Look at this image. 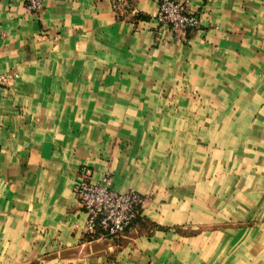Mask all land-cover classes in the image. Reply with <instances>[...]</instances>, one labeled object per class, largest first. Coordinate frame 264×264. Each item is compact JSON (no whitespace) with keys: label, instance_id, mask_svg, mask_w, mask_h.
I'll return each mask as SVG.
<instances>
[{"label":"crops","instance_id":"obj_1","mask_svg":"<svg viewBox=\"0 0 264 264\" xmlns=\"http://www.w3.org/2000/svg\"><path fill=\"white\" fill-rule=\"evenodd\" d=\"M119 7L0 0V264H264V0H189L183 41ZM82 165L144 195L121 237L84 233Z\"/></svg>","mask_w":264,"mask_h":264},{"label":"built area","instance_id":"obj_2","mask_svg":"<svg viewBox=\"0 0 264 264\" xmlns=\"http://www.w3.org/2000/svg\"><path fill=\"white\" fill-rule=\"evenodd\" d=\"M43 0H24L25 8L38 12ZM114 12H118L125 0H111ZM157 9L151 19L169 28L176 41L186 40L189 30L198 28L200 16L188 10L189 0H156ZM137 15V11L134 10ZM119 14V13H118ZM75 192L80 207L86 214L84 233L91 239L121 237L140 216L144 195L134 189L116 191L110 186V176L102 173L95 182L86 166L78 168Z\"/></svg>","mask_w":264,"mask_h":264}]
</instances>
